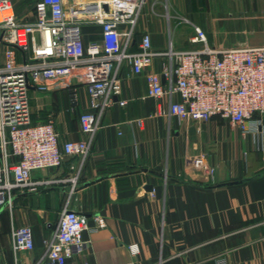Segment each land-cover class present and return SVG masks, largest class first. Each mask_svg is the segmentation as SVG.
Returning a JSON list of instances; mask_svg holds the SVG:
<instances>
[{
    "label": "crops",
    "instance_id": "0c3cea01",
    "mask_svg": "<svg viewBox=\"0 0 264 264\" xmlns=\"http://www.w3.org/2000/svg\"><path fill=\"white\" fill-rule=\"evenodd\" d=\"M144 3L132 50L144 32L157 51L200 48L192 41L195 25L210 46L264 45V0ZM82 31L85 45L101 39L99 24L85 23ZM170 62L169 55L156 56L153 68ZM118 73L122 91L101 115L84 162L66 157L57 168L33 170L34 180L49 182L16 190L0 208V264H55L45 257L44 240L53 237L65 206L88 221L87 247L65 264H264V115H255L259 133L244 134L219 116L170 114L177 94L148 96L145 73L135 74L125 62ZM80 93L72 107L67 87L32 89V121L54 118L62 141L86 138L79 121L88 110L84 85ZM24 224L32 227L35 247L15 250L14 229Z\"/></svg>",
    "mask_w": 264,
    "mask_h": 264
},
{
    "label": "built area",
    "instance_id": "2783aa9c",
    "mask_svg": "<svg viewBox=\"0 0 264 264\" xmlns=\"http://www.w3.org/2000/svg\"><path fill=\"white\" fill-rule=\"evenodd\" d=\"M144 1L35 0L34 18H30L18 14L19 0H0V208L12 203L16 190H37L49 182L34 180L33 170L57 168L66 157L84 162L101 115L122 91L118 68L123 62L135 74L145 73L148 96H179L171 100L170 114L197 120L219 116L244 134L260 132L261 120L255 115H264V45L210 46L204 30L195 25L192 41L202 43L200 48L157 51L151 34L144 32L138 49L132 50ZM85 23L101 26L100 40L85 45ZM159 55H169L171 62L156 70L153 64ZM113 63L117 67L110 73ZM97 70L103 74L83 78ZM75 78L84 81L70 82ZM80 85L88 95V110L79 118L86 138L62 141L54 118L32 121V89L48 92L67 87L70 104L76 107L81 101ZM120 103L126 104L127 99ZM137 123L142 126L143 119ZM95 219L102 221L99 215ZM86 229V214L65 206L53 237L44 240L48 262L65 264L86 248ZM34 247L32 227H15V250ZM130 248L139 253L136 244Z\"/></svg>",
    "mask_w": 264,
    "mask_h": 264
},
{
    "label": "rangeland",
    "instance_id": "374dc122",
    "mask_svg": "<svg viewBox=\"0 0 264 264\" xmlns=\"http://www.w3.org/2000/svg\"><path fill=\"white\" fill-rule=\"evenodd\" d=\"M35 0H20L18 3V13L20 16H26V15H29L30 18H34V15H33V11H32V6H33V3H34ZM184 27H186V25H183L181 27V31L183 30L184 32Z\"/></svg>",
    "mask_w": 264,
    "mask_h": 264
},
{
    "label": "trees",
    "instance_id": "16d2710c",
    "mask_svg": "<svg viewBox=\"0 0 264 264\" xmlns=\"http://www.w3.org/2000/svg\"><path fill=\"white\" fill-rule=\"evenodd\" d=\"M20 1V0H19ZM19 4V3H18ZM18 4H17V8H18ZM17 12H18V10H17ZM19 14V13H18Z\"/></svg>",
    "mask_w": 264,
    "mask_h": 264
}]
</instances>
